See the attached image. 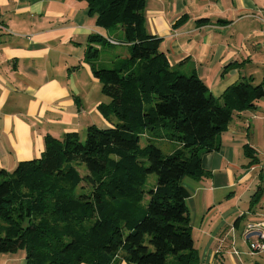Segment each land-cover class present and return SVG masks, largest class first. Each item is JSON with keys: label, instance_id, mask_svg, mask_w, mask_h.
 <instances>
[{"label": "trees", "instance_id": "1", "mask_svg": "<svg viewBox=\"0 0 264 264\" xmlns=\"http://www.w3.org/2000/svg\"><path fill=\"white\" fill-rule=\"evenodd\" d=\"M86 1L97 24L120 26L129 46L126 71L93 62L99 48L89 45L86 51L112 99L101 111L116 121L90 125L85 139L77 131L61 138L47 134L40 157L21 161L13 171L0 168V253L24 249L27 264H115L125 248L133 264H199L187 204L191 192L183 178L207 174L202 156L220 148L218 138L234 111L257 107L264 80L241 78L216 98L197 73L171 67L162 38L146 30V0ZM96 40L107 42L91 35ZM160 128L181 145L174 152L165 154L152 137L141 145L146 129L161 138ZM244 147L255 156L249 144ZM75 164L84 167L81 179L89 192L77 191ZM150 174L157 185L147 189ZM146 198L138 216L117 205Z\"/></svg>", "mask_w": 264, "mask_h": 264}, {"label": "crops", "instance_id": "2", "mask_svg": "<svg viewBox=\"0 0 264 264\" xmlns=\"http://www.w3.org/2000/svg\"><path fill=\"white\" fill-rule=\"evenodd\" d=\"M144 14L146 30L162 38L161 49L168 53L171 67L200 75L216 98L241 78H249L243 60L253 56L250 38L264 37V0H146ZM0 22L6 27L0 28V168L13 171L21 161L40 157L47 134L82 135L97 122L107 126L114 122L101 111L100 105L112 99L103 92L86 51L92 45L101 55L104 46L115 45L111 39L123 40L124 34L116 38L112 27L99 26L97 13H90L86 0H0ZM93 34L108 42L91 41ZM114 53L118 62L123 52ZM237 117L248 120L243 114ZM235 121L234 115L219 136L220 148L202 156L207 174L185 176L182 181L191 192L187 199L191 223L195 217L207 235L198 250L199 264H250L251 252L234 249L244 243L242 235L250 222H264L258 219L263 211L253 208L258 202L255 193L248 212L234 192L223 195L254 169L243 175L236 171L245 144L239 136L250 138L252 126L250 121L245 126ZM230 196L234 205L222 209ZM0 264H27L26 251L0 253ZM115 264L133 263L124 252L118 253Z\"/></svg>", "mask_w": 264, "mask_h": 264}, {"label": "rangeland", "instance_id": "3", "mask_svg": "<svg viewBox=\"0 0 264 264\" xmlns=\"http://www.w3.org/2000/svg\"><path fill=\"white\" fill-rule=\"evenodd\" d=\"M110 29H111V34H113L112 36L116 38L123 37L122 36L123 32L120 28L112 27ZM250 40H251L250 46L253 50V56L247 60H243L247 62L244 70L249 73L248 75L249 77L250 75L254 77V83L259 84L263 82L264 80V37H258V38H252V39L250 38ZM120 41L121 43H118V44L115 43L113 47L104 46V49L101 52L100 57L94 62L100 65L101 67H107V68H114V67L123 65L126 71L128 67L125 64H127V59L130 56V50H129V46L126 43L122 42V40ZM238 43L242 44V42H238ZM254 47H257V48L254 49ZM118 49L122 50L123 54H120L121 55L120 60L118 62L117 61L115 62L114 60L116 58V54L114 52ZM126 53H129V56H126ZM139 69H140V63L136 64L134 67V70L139 71ZM244 70H242V75L244 74ZM201 72L202 70H200V73ZM243 76H245V74ZM210 79H213V78H210ZM221 80L222 79L220 78L219 81ZM256 105H257L256 108L247 109L243 111H239V110L234 111V115L236 118V121L234 122V124L236 123L237 126H242V124H244L245 126V123H248L250 121L251 126H252L250 138L247 135L239 136V139H241L242 141H245V144L242 146L240 168H238V170L236 171L240 172V174L243 175L248 168H251V169L254 168V169L251 170V172L247 175L248 177L246 176L247 178H245L243 182H239L240 184L237 183V186H235L234 188L228 189L227 191L223 193V195L229 196L230 192L232 193L234 192L236 195L234 196V194H232L233 197L239 200L240 205L242 206V209L248 212L249 205L252 202L253 195L254 193L256 194L257 192L258 202L254 204L253 208L254 209L259 208L261 209V211H263L262 214L261 213L259 214L258 219L264 220V98L257 101ZM240 114H243L244 116H246L248 120H244V121L242 119L239 120L237 116ZM111 125L112 123L107 126L104 123L97 122V126L100 128L109 127ZM227 130L228 128L224 130L223 132H226ZM159 131H160V134H163L161 138H159L158 136H152L151 134L153 133H151L150 129H146L144 136L141 140V145L142 146L147 145L148 137L149 138L152 137V139L154 140L153 142L158 147H160L165 154H169L176 147L181 146L179 145V143L170 140V137H169L170 135L168 131H166L165 129H161V128L159 129ZM86 133L87 131L82 132L81 137L83 139H85ZM248 143L252 147H254V149L256 150V154L252 158L249 157L245 153L244 146ZM75 168L77 169V175H78L76 178L79 179L77 191L89 192L90 186H88L85 183L84 179H81V177H83L86 174L84 167L75 164ZM145 184H146L147 189L154 188L157 185L156 174H150ZM221 193H222L221 191H218L217 195L218 194L220 195ZM233 197L230 196V198L226 199L227 203L222 205V209L225 208L224 206H228L229 204L234 205ZM124 200L125 199H120V201L117 202V205L124 207L126 210L130 211L134 216L140 215L143 212V209L147 207L148 202H149L147 198L142 203H137L131 200H127V201H124ZM219 214H220L219 212L215 214L214 221H217ZM197 222L198 221L194 217L193 222L191 223L192 228H193L192 232H193L196 249L199 251H202L201 245L206 240L207 235L203 233L201 228H199V226L197 225ZM242 237H243L244 243L242 242V245L238 244V246L235 247L234 249L235 253H238L237 252L238 249L242 252L244 249H246L248 252L252 253V256H248L250 261L252 260L250 264H255V262L257 261L260 264H264V254L256 255L255 253H259V252L252 251L250 247V242H248L249 240L245 239V236L243 235ZM124 252L126 253V249L124 250L123 248H121L119 255H122Z\"/></svg>", "mask_w": 264, "mask_h": 264}, {"label": "built area", "instance_id": "4", "mask_svg": "<svg viewBox=\"0 0 264 264\" xmlns=\"http://www.w3.org/2000/svg\"><path fill=\"white\" fill-rule=\"evenodd\" d=\"M0 28L6 29L1 22ZM111 43L118 44L121 43V41L111 39ZM244 236L247 240H249L248 242H250L252 251L264 252V222H250L245 229ZM253 236H256V238L253 239Z\"/></svg>", "mask_w": 264, "mask_h": 264}]
</instances>
